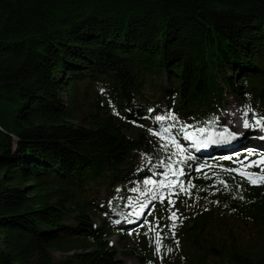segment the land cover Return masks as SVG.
I'll return each instance as SVG.
<instances>
[{
	"label": "trees",
	"instance_id": "trees-1",
	"mask_svg": "<svg viewBox=\"0 0 264 264\" xmlns=\"http://www.w3.org/2000/svg\"><path fill=\"white\" fill-rule=\"evenodd\" d=\"M231 99L250 127L219 142ZM259 128L264 0H0V264H124L109 239L132 232L121 255L140 264H264V183L228 171L260 168L225 156L264 154ZM173 139V160L194 158L178 165L195 185L176 195L182 261L149 231L164 202L143 222L132 209Z\"/></svg>",
	"mask_w": 264,
	"mask_h": 264
},
{
	"label": "rangeland",
	"instance_id": "rangeland-1",
	"mask_svg": "<svg viewBox=\"0 0 264 264\" xmlns=\"http://www.w3.org/2000/svg\"><path fill=\"white\" fill-rule=\"evenodd\" d=\"M63 99H66L65 95L63 96ZM233 109L237 110V115L240 117L239 118L240 125L243 126V121L245 118L249 121V119L244 116V113L247 112L246 107L243 106L242 103L238 99H231L229 101V105L225 108L223 116H222V124L226 127L228 134L227 135L225 134L223 136H221V134L215 135L216 136L215 139L219 142L229 140V139L234 137V134H236V132L230 130L226 125V123L228 121L227 120L228 113H230ZM82 122L83 121H79V123H82ZM82 124H84V123H82ZM244 129H245V131H247V130H249V127H247V128L244 127ZM138 130L139 129L137 127L132 126L130 129H125V132H126V134H133L134 135V134L138 133ZM257 133H258V135L263 134L264 129L259 128L257 130ZM257 133H256V135H257ZM211 135L212 134L210 133L207 137L209 138V137H211ZM202 139H205V137ZM202 139L199 141H195V148L196 149L198 148V146L204 144V140H202ZM253 143L254 142H252V145H251L252 148H250V150L253 152L259 153V151L255 150L256 147H255V144H253ZM203 153H202L203 155L199 156L200 159L202 158L203 160L209 159L210 157L214 156V155H211V154L206 153V152H203ZM225 156H227L228 159H235V160L239 161V163L243 162L241 164H244V165H247L248 163H250L253 160L259 159V157L249 156V154L243 153L241 150H237L236 152H233V153H228ZM164 172H159L156 175L157 177H155V178L150 177L146 180L150 179V180L159 182V181L164 179V175H163ZM169 176H171V173L169 174ZM172 179H175V177H172ZM166 183H167V181H166ZM143 184H144V182H143ZM144 186H145V188H143V191H144L143 193L146 195V199L151 200V201L149 203H146L144 200L145 198H141V194H138L137 196H133L134 194H131V196H133L132 199L135 202L133 205V208H132L133 209V216L135 218L141 217L140 220H142V222L145 221L147 218L146 216L150 215L149 211L151 213L153 210V208H152L153 203L155 201L156 202L161 201L159 199H152V196L155 195V196L159 197L161 194H163V196H164V200H163L164 208L162 210V213L159 215V217L155 218V220L151 226V228L153 229L151 231V233L156 234V235H157V233H159V235L161 237L160 241H162L164 244L168 245L171 252L176 253L179 256L178 261H182L181 260L182 257L184 258L185 254L187 253V246L184 242H182L183 238L180 236L178 237L176 234L175 227H176L177 219L175 220V226L174 227H173V221L169 219V216L171 215L172 212H176L177 217H178V212H177L178 209L176 206V195H170L169 194L170 191H176V190L175 189L170 190L166 187H159L158 184H153V185L144 184ZM149 189H151V191H149ZM169 199L175 201L174 206L168 204ZM141 204H147V207H145L142 210L143 214L138 217L136 215V213L141 211V209L139 207V205H141ZM130 223L131 222L129 220H126V219L121 220L120 219L116 222V225L120 229H123L126 226H128ZM143 240H144V238H143ZM109 241H110L112 247L118 251V253H119L118 258L121 259L124 264H140L137 259L124 257L123 255H121V253L125 249H133V248L138 249L137 244L140 247L141 242H142V237H139L134 232H132V233L124 234V235L112 236V237H110ZM67 255L68 254H63L60 252H53L51 254L52 259L55 262L63 261Z\"/></svg>",
	"mask_w": 264,
	"mask_h": 264
},
{
	"label": "snow or ice",
	"instance_id": "snow-or-ice-1",
	"mask_svg": "<svg viewBox=\"0 0 264 264\" xmlns=\"http://www.w3.org/2000/svg\"><path fill=\"white\" fill-rule=\"evenodd\" d=\"M248 113L245 112L244 116L247 117ZM176 120L177 118L174 115H157L155 116V120L158 122H163L165 120ZM257 125L261 124L260 120H256L255 122ZM243 126L245 128L250 127L249 121L245 118L243 121ZM201 132H203V129L200 130ZM169 132V128L165 127L163 129V132L158 133V132H152L153 136L159 135L161 137V139H164V134ZM224 133H221V136H223ZM185 139H189V137L185 136ZM171 143H175V147L177 148V152H171L169 155V162L167 164H165L164 161H161V166H164L166 168V171L164 172V179L157 182V181H153V180H145L144 184L146 185H153V184H158L159 187H166L170 190L175 189L176 191H170V195H179L180 193H184L185 195H190V189L194 188L195 185L191 184L190 182L185 185L184 182L182 180L179 179V177L184 176L185 172L183 170V168L178 167V165H181L183 163L186 162V160L188 159H194L193 157L189 156H180L179 159L173 160L172 157H176L178 156L179 153H183L186 151V149L182 148L181 145L179 143H176L175 140L173 139L171 141ZM160 147L162 149H165L166 151L169 149V144L168 143H164L161 144ZM252 153H249V156H251ZM243 163V162H241ZM177 166V167H174ZM203 165L197 167L195 170L196 171H202L203 169ZM246 167L251 168V167H259L260 168V173H247V172H243V171H239L238 169H233V170H228V171H237L239 175L245 177L246 179H248V181L251 184H258V183H264V154H261L259 156L258 160H253L250 163H248L246 165ZM169 173H171V176H169ZM172 177H175V179H172ZM167 181V183H166ZM219 183L224 184L225 187H227V184L221 180L219 181ZM149 191H151V189H149ZM152 199H159L161 200V202H163L164 200V196L163 194H161L159 197L153 195ZM168 204L174 206L175 205V201L169 199L168 200ZM141 211L137 212L136 215L139 217L140 215L143 214V209L145 207H147V204H141L139 205ZM149 214L150 211H149ZM169 219L173 221V227L175 226V220L178 219L176 212H172L171 215L169 216ZM152 228H149V231H152ZM145 235H147V233H145ZM161 237L159 235V233H157L156 235V240H157V245H159V241H160ZM156 251L159 252V246H157Z\"/></svg>",
	"mask_w": 264,
	"mask_h": 264
},
{
	"label": "bare ground",
	"instance_id": "bare-ground-1",
	"mask_svg": "<svg viewBox=\"0 0 264 264\" xmlns=\"http://www.w3.org/2000/svg\"><path fill=\"white\" fill-rule=\"evenodd\" d=\"M239 116L237 115V110L233 109L230 113H228L227 116V127L230 130H236V134L239 138H243L245 137V129L244 127L242 128L240 125V120H239ZM246 143L242 142V145H245ZM200 151L202 152H212L214 151V149L212 148V144L210 142H205V144L200 148Z\"/></svg>",
	"mask_w": 264,
	"mask_h": 264
}]
</instances>
